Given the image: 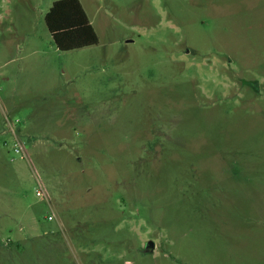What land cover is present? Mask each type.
<instances>
[{
    "label": "rangeland",
    "instance_id": "374dc122",
    "mask_svg": "<svg viewBox=\"0 0 264 264\" xmlns=\"http://www.w3.org/2000/svg\"><path fill=\"white\" fill-rule=\"evenodd\" d=\"M55 1L0 0V264H264V0H79L71 51Z\"/></svg>",
    "mask_w": 264,
    "mask_h": 264
},
{
    "label": "trees",
    "instance_id": "16d2710c",
    "mask_svg": "<svg viewBox=\"0 0 264 264\" xmlns=\"http://www.w3.org/2000/svg\"><path fill=\"white\" fill-rule=\"evenodd\" d=\"M46 28L59 51L95 46L98 37L79 0H58L44 17Z\"/></svg>",
    "mask_w": 264,
    "mask_h": 264
},
{
    "label": "built area",
    "instance_id": "2783aa9c",
    "mask_svg": "<svg viewBox=\"0 0 264 264\" xmlns=\"http://www.w3.org/2000/svg\"><path fill=\"white\" fill-rule=\"evenodd\" d=\"M12 150L15 154L19 155L20 158H26L28 159V156L26 154V150H25V146L22 142L20 141H16L13 146H12ZM35 196L37 198H40V199H43V200H46L48 201L49 200V196L46 192V190L43 188L42 184L38 181V186L35 190ZM48 221L52 220V217L49 216L47 218Z\"/></svg>",
    "mask_w": 264,
    "mask_h": 264
},
{
    "label": "water",
    "instance_id": "95a60500",
    "mask_svg": "<svg viewBox=\"0 0 264 264\" xmlns=\"http://www.w3.org/2000/svg\"><path fill=\"white\" fill-rule=\"evenodd\" d=\"M153 250H154V243L152 241H149V242H147V244H146V246L142 252L145 254H149V253L153 252Z\"/></svg>",
    "mask_w": 264,
    "mask_h": 264
}]
</instances>
